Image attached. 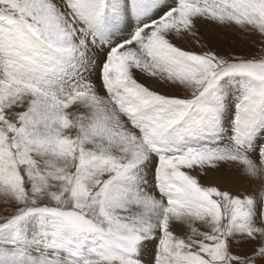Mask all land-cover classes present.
Returning <instances> with one entry per match:
<instances>
[{
    "label": "snow or ice",
    "instance_id": "snow-or-ice-1",
    "mask_svg": "<svg viewBox=\"0 0 264 264\" xmlns=\"http://www.w3.org/2000/svg\"><path fill=\"white\" fill-rule=\"evenodd\" d=\"M0 264H264V0H0Z\"/></svg>",
    "mask_w": 264,
    "mask_h": 264
},
{
    "label": "rangeland",
    "instance_id": "rangeland-1",
    "mask_svg": "<svg viewBox=\"0 0 264 264\" xmlns=\"http://www.w3.org/2000/svg\"><path fill=\"white\" fill-rule=\"evenodd\" d=\"M232 39H233L232 36H228V38H227V42H231Z\"/></svg>",
    "mask_w": 264,
    "mask_h": 264
}]
</instances>
